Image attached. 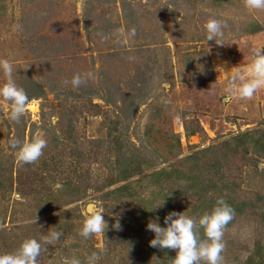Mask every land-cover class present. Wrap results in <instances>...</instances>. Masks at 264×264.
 Listing matches in <instances>:
<instances>
[{
  "label": "rangeland",
  "instance_id": "374dc122",
  "mask_svg": "<svg viewBox=\"0 0 264 264\" xmlns=\"http://www.w3.org/2000/svg\"><path fill=\"white\" fill-rule=\"evenodd\" d=\"M209 18L226 24L223 46L207 41ZM258 48L264 10L243 0H0V59L34 100L17 123L0 98V254L31 238L47 248L39 264H85L93 252L97 264H171L174 250L149 246L148 222L166 227L173 211L198 219L222 198L234 209L223 264H249L264 247V87L225 102V73H243ZM86 73L77 88L64 83ZM37 135L43 155L22 165L11 142ZM136 161L142 171L117 182ZM173 168L213 185L198 199L181 180L150 182ZM123 185L134 194L116 192ZM101 209L105 233L79 236ZM50 231L62 236L47 245Z\"/></svg>",
  "mask_w": 264,
  "mask_h": 264
},
{
  "label": "clouds",
  "instance_id": "9594fccd",
  "mask_svg": "<svg viewBox=\"0 0 264 264\" xmlns=\"http://www.w3.org/2000/svg\"><path fill=\"white\" fill-rule=\"evenodd\" d=\"M245 8L250 10H264V0H243ZM19 27V26H17ZM206 31L207 41H215L218 46H223V28L226 27L222 21L209 18L203 25ZM123 34V30H121ZM136 29L131 28L127 32L128 38L135 37ZM107 39V37H103ZM234 69V68H233ZM0 70H2L6 82L0 85V98L10 105V119L19 123L20 118L25 115L26 109L34 103L30 100L22 87H19L13 79V65L9 59H0ZM223 71V70H222ZM228 84L225 89L227 93L226 101L229 98L250 100L256 92L264 87V52L262 48L253 49L250 62L244 68V72L230 71L225 73ZM92 73H86L84 77L75 74L70 81L74 88L86 83V78H92ZM47 146V141L37 135L31 140L23 142L14 140L11 148L15 150L16 159L22 164H33L43 155V150ZM163 203L160 205L162 206ZM234 218V209L222 198L217 200L211 212H205L198 219L189 217L183 213L170 212L164 218L166 227H161L155 220L149 221L146 228L154 233V239L149 242V246L157 249H169L176 252L175 258L171 259V264H223L222 252L225 248L223 236L226 226ZM114 227L120 229L117 222ZM55 228V227H54ZM108 228L104 220L103 210L93 211L86 216L78 235L88 239L94 235L104 234ZM200 229L206 239L201 240ZM62 233L50 231L44 237V244L52 245L60 241ZM42 244L36 239H25L19 247L12 253L0 254V264H39L38 258L42 252H46ZM100 259L98 253L93 252L86 258L85 264H97ZM62 264H82L78 258H64Z\"/></svg>",
  "mask_w": 264,
  "mask_h": 264
},
{
  "label": "trees",
  "instance_id": "16d2710c",
  "mask_svg": "<svg viewBox=\"0 0 264 264\" xmlns=\"http://www.w3.org/2000/svg\"><path fill=\"white\" fill-rule=\"evenodd\" d=\"M258 30H259V27L257 26V27L250 29L249 31L251 32V31H258ZM262 137L263 136L261 135L253 143L256 147L262 146V145L258 144V140H260ZM236 140H238V139H236ZM129 164L130 163H128L122 169H120L117 182H120V181L124 180L125 178H129L133 175H136L142 171L139 162L136 161L135 165L133 167L128 168ZM148 177L151 179L150 182L153 185L156 184L157 186H159V184L162 181H165L168 179L174 178L177 180H181L185 183V189H184V191H182V193H184V194L190 193L191 196H194L198 199H200L202 197L204 198L205 197L204 193L210 188L211 185H213V184H211L212 183L211 179L204 181V180L200 179L199 175H194L193 173H191V171L184 172L178 168H173L170 171H166V170L154 171V172L150 173L148 175ZM128 189H129V187L127 185L126 186L123 185V186L117 188L116 192L123 193L126 190V193H125L126 196H131L132 194H134L133 192L132 193L127 192ZM139 212L147 213L148 211L146 209H140ZM252 256L253 257L249 259V262H248L249 264H264V247L263 246H256L255 249L253 250ZM254 258H255V260H254Z\"/></svg>",
  "mask_w": 264,
  "mask_h": 264
}]
</instances>
